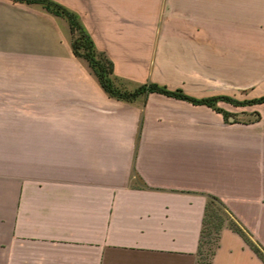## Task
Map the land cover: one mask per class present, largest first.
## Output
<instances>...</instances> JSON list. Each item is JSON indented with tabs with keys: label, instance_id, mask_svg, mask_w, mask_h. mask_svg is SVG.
<instances>
[{
	"label": "crops",
	"instance_id": "obj_1",
	"mask_svg": "<svg viewBox=\"0 0 264 264\" xmlns=\"http://www.w3.org/2000/svg\"><path fill=\"white\" fill-rule=\"evenodd\" d=\"M54 1L118 84L224 95L229 114L118 100L79 63L83 79L0 80V264H204L209 194L264 247V102L234 101L264 95V0ZM209 264L264 260L226 226Z\"/></svg>",
	"mask_w": 264,
	"mask_h": 264
},
{
	"label": "rangeland",
	"instance_id": "obj_2",
	"mask_svg": "<svg viewBox=\"0 0 264 264\" xmlns=\"http://www.w3.org/2000/svg\"><path fill=\"white\" fill-rule=\"evenodd\" d=\"M71 39L65 19L39 5L0 0V80L16 79L31 84L83 79L78 63L92 75L87 62L71 54ZM253 117L243 113L240 116L243 120ZM211 246L205 243L202 248L204 262L211 257Z\"/></svg>",
	"mask_w": 264,
	"mask_h": 264
},
{
	"label": "trees",
	"instance_id": "obj_3",
	"mask_svg": "<svg viewBox=\"0 0 264 264\" xmlns=\"http://www.w3.org/2000/svg\"><path fill=\"white\" fill-rule=\"evenodd\" d=\"M14 2L24 3L27 5H39L49 13L61 17L66 20L69 26V31L73 39H71V49L75 56L83 58L103 90L113 98L124 101H133L139 96H147L149 93L157 91L164 92L166 95L186 98V100L194 103H205L214 108L223 111L224 116L227 117L229 112L224 107L216 105L218 97L227 96H212L197 98L187 95L181 90L169 89L166 85L160 83L147 82L138 85L135 89L129 90L123 85L118 84L113 75V64L102 52L97 51L94 42L89 33L81 23L79 16L69 8L54 0H12ZM84 48V51L81 49ZM98 57V58H97ZM239 104H250L254 102H264V95L254 97L251 99L234 100ZM230 226L236 229L244 237V239L251 245L253 250L264 260V247L251 237V233L241 221L236 217L229 205L216 194H209L203 215V229L201 232V248L205 243H211V255L219 243L220 232L224 227ZM206 237V238H205ZM209 264V259L204 262Z\"/></svg>",
	"mask_w": 264,
	"mask_h": 264
}]
</instances>
